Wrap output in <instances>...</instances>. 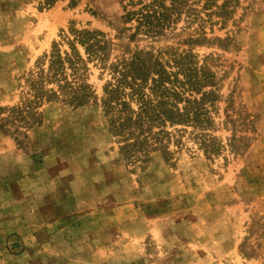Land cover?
I'll return each instance as SVG.
<instances>
[{
  "label": "rangeland",
  "instance_id": "obj_1",
  "mask_svg": "<svg viewBox=\"0 0 264 264\" xmlns=\"http://www.w3.org/2000/svg\"><path fill=\"white\" fill-rule=\"evenodd\" d=\"M0 264H264V0H0Z\"/></svg>",
  "mask_w": 264,
  "mask_h": 264
},
{
  "label": "trees",
  "instance_id": "obj_2",
  "mask_svg": "<svg viewBox=\"0 0 264 264\" xmlns=\"http://www.w3.org/2000/svg\"><path fill=\"white\" fill-rule=\"evenodd\" d=\"M75 35V34H74ZM94 34L91 33H78L74 37V41L81 46L88 45L90 39L93 37ZM91 45V44H90ZM90 47V46H88ZM52 66L55 64H59L62 67L60 62V57L56 56L54 60L51 62ZM124 70L120 72L119 77L116 79V87L112 90L113 93L116 94L118 97V106L121 109L119 111L118 118L120 119V126L131 125L135 128H138V132H142V127L147 126L149 131L150 123H156L157 125L164 124L165 118L164 116L167 114H172V103L170 100L174 96H176V92L174 90H169L165 88H161L162 86V78L159 77L158 80L152 81V87L150 89L151 95H146L143 91L142 83L145 82L146 78H142L137 80L136 77H131V81H126L127 70L133 71V67L135 66V62H130L129 65L123 64ZM50 69L52 70V79L61 80V74L58 73L57 69H52L50 65ZM62 69V68H61ZM60 83V82H59ZM146 84V83H144ZM129 87V94H126L124 91V87ZM81 85L77 82H67L63 81L58 88L62 95L70 96L68 103H76L77 97L81 90ZM54 95V94H53ZM125 98H129L130 100H134L138 104L137 111L127 110L128 103L126 102ZM126 109V110H125ZM126 111V112H125ZM122 117V118H121ZM138 136V135H137Z\"/></svg>",
  "mask_w": 264,
  "mask_h": 264
}]
</instances>
